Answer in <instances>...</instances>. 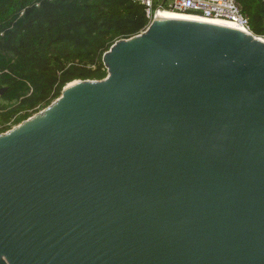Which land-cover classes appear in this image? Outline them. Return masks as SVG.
<instances>
[{
    "label": "water",
    "instance_id": "95a60500",
    "mask_svg": "<svg viewBox=\"0 0 264 264\" xmlns=\"http://www.w3.org/2000/svg\"><path fill=\"white\" fill-rule=\"evenodd\" d=\"M102 62L0 133V264H264V42L157 15Z\"/></svg>",
    "mask_w": 264,
    "mask_h": 264
},
{
    "label": "trees",
    "instance_id": "16d2710c",
    "mask_svg": "<svg viewBox=\"0 0 264 264\" xmlns=\"http://www.w3.org/2000/svg\"><path fill=\"white\" fill-rule=\"evenodd\" d=\"M256 34L264 0H236ZM149 20L132 0H0V133L48 106L74 80L107 75L103 54Z\"/></svg>",
    "mask_w": 264,
    "mask_h": 264
},
{
    "label": "built area",
    "instance_id": "2783aa9c",
    "mask_svg": "<svg viewBox=\"0 0 264 264\" xmlns=\"http://www.w3.org/2000/svg\"><path fill=\"white\" fill-rule=\"evenodd\" d=\"M142 6L151 22L161 12L191 15L209 22H221L236 27L264 42V33L256 34L249 26V19L236 0H132Z\"/></svg>",
    "mask_w": 264,
    "mask_h": 264
},
{
    "label": "bare ground",
    "instance_id": "6f19581e",
    "mask_svg": "<svg viewBox=\"0 0 264 264\" xmlns=\"http://www.w3.org/2000/svg\"><path fill=\"white\" fill-rule=\"evenodd\" d=\"M160 16H163V17H180V18H191V19H197V20H203L201 18H198V17H195V16H191V15H183L181 13H171V12H161L160 13ZM214 23H218V24H224V23H221V22H214ZM227 25V24H226ZM231 26V25H229Z\"/></svg>",
    "mask_w": 264,
    "mask_h": 264
}]
</instances>
